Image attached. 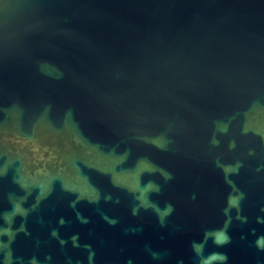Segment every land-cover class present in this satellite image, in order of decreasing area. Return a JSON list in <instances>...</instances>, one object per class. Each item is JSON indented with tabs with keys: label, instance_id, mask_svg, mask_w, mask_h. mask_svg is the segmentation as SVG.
I'll return each mask as SVG.
<instances>
[{
	"label": "water",
	"instance_id": "water-1",
	"mask_svg": "<svg viewBox=\"0 0 264 264\" xmlns=\"http://www.w3.org/2000/svg\"><path fill=\"white\" fill-rule=\"evenodd\" d=\"M0 264H264V0H0Z\"/></svg>",
	"mask_w": 264,
	"mask_h": 264
}]
</instances>
